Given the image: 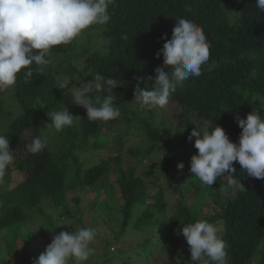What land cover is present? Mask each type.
I'll list each match as a JSON object with an SVG mask.
<instances>
[{
    "label": "trees",
    "instance_id": "1",
    "mask_svg": "<svg viewBox=\"0 0 264 264\" xmlns=\"http://www.w3.org/2000/svg\"><path fill=\"white\" fill-rule=\"evenodd\" d=\"M228 1H233L230 8L225 4ZM233 11L239 12L234 23L229 17ZM109 13L111 19L105 25H92L84 30H103L105 41L101 40L99 47L90 40L84 42L82 49L76 47L74 40L68 45L55 46L48 55H63L70 70L68 89L57 87L60 80L55 70L33 63L28 82L22 70L16 84L3 92L11 93L8 100L5 102L0 96V129L2 123L9 122V130L2 134L9 138L14 157L0 185V234L9 231L10 238V254L0 257V263L19 250L26 254L27 260L31 254L39 257L41 247L35 242L30 244L33 233L28 227V222L38 213L43 215L46 228H56L77 212L86 228L90 215L86 220L82 217L84 198L80 192H99L98 188L108 185L107 175L114 172L115 186L101 203L109 208L108 220L114 212L121 216V227L114 230L107 220L108 230L100 233L96 229L95 241L102 249H93L85 264H157V261L176 264L177 259L180 264H193L190 249L182 248L185 237L181 230L197 220H206L217 227L218 235L228 245V264H264V179L249 176L234 162L236 172L232 175L242 186L229 187L226 176L218 177L212 186L203 185L190 172L191 156L198 154V150L194 147L196 137L189 139L194 128L200 130L192 118L194 112L207 122L206 131L221 126L233 142L239 141L242 131L237 116L246 119L254 109L264 115L260 109L264 107V12L258 11L256 0H115V4L109 5ZM179 18L200 25L210 44V58L202 65V74L178 84L169 98L170 102L179 104L182 120L175 127L164 119L153 124L156 123L154 110L142 123L151 143L128 150L136 163L132 160L126 165L123 153L119 152L86 166L78 154L79 148H108L109 140L104 138L105 124L89 121L86 110L72 101L70 89L73 85H94L97 77L113 79L116 83L125 81L134 89L137 83L151 89L154 81L149 77H155L157 67L171 71V66L163 63V54L159 57L156 54L166 42L161 37L167 34V39L171 38ZM82 58L85 62L79 66ZM89 94L93 103L108 96L97 89ZM10 96L19 108L12 110ZM8 107L11 109L7 110ZM68 107L80 114L69 112ZM64 108L74 116L73 125L59 132L54 128L46 131L50 126L39 121V117L49 119L48 111ZM124 108V105L119 108L120 117L130 120L124 116ZM25 131L31 135L17 144ZM57 132L61 142L58 149H52L48 139ZM132 133L127 129L119 136V142L128 141ZM34 137H41L47 143L36 154L28 152L25 146ZM154 149L163 151L164 156L140 173L142 158ZM179 162H183V170L177 168ZM154 173L156 180L144 178ZM18 175L22 176L20 180L15 179ZM164 183L179 194L172 209L164 195ZM190 189L198 192L192 194L191 204L185 198ZM70 191L76 193L72 203L67 200ZM199 196L210 200L208 203L203 200L201 206L194 205ZM46 206L52 211L47 212ZM91 206H98V202ZM21 236L26 240L23 247L18 244ZM131 236H137L139 243L129 245ZM166 238L168 247L164 246ZM162 250L166 258L158 257ZM32 263L33 260L28 264Z\"/></svg>",
    "mask_w": 264,
    "mask_h": 264
},
{
    "label": "clouds",
    "instance_id": "2",
    "mask_svg": "<svg viewBox=\"0 0 264 264\" xmlns=\"http://www.w3.org/2000/svg\"><path fill=\"white\" fill-rule=\"evenodd\" d=\"M113 4L115 0H0V92L13 87L22 70H25L27 83L32 75L30 66L33 63L37 66L49 64L50 60L45 57L55 46L71 44L90 26L109 22V5ZM256 7L259 12H264V0H256ZM176 21L171 38L167 39V34L161 37L166 42L156 54L157 57L163 54V63L171 66V71L157 67L155 77H149L154 81L151 89L140 87L139 83L134 89V100L141 111L166 106L177 85L200 76L202 65L210 58V44L203 28L188 18ZM95 81V88L102 92L105 84L118 85L113 79L100 82L97 77ZM70 84L71 78H65L57 87L65 90ZM90 92L91 86L70 89L72 101L86 110L89 121L108 122L120 116L113 103L114 96H104L103 100L97 98L93 103ZM260 109L264 110V107L260 106ZM47 116L58 132L74 123V116L66 108L48 111ZM236 120L242 129L238 142L231 141L218 125L203 133L198 128L192 130L189 139L196 137L194 147L198 154L191 156L190 172L203 185L212 186L218 177L226 176L229 187L242 186L232 175L236 172L234 162H238L249 176L264 179V115L254 109L246 119L237 116ZM25 146L28 152L36 154L47 143L41 137H34ZM12 153L9 138L0 134V185L13 163ZM177 168L183 170V162H179ZM181 231L189 245L193 264H228L227 242L218 235V229L212 223L197 220L183 226ZM96 237L95 228L61 231L53 236L45 251L33 259V264H85L93 251L90 244ZM176 264H180L179 259Z\"/></svg>",
    "mask_w": 264,
    "mask_h": 264
},
{
    "label": "rangeland",
    "instance_id": "3",
    "mask_svg": "<svg viewBox=\"0 0 264 264\" xmlns=\"http://www.w3.org/2000/svg\"><path fill=\"white\" fill-rule=\"evenodd\" d=\"M227 7H232L233 6V1H228L225 3ZM230 20L232 23L236 22L237 19L239 18V12L238 11H233L230 14ZM96 45L97 47L100 46L101 40L105 41V35L102 29L96 28L94 31H83L82 34L75 40L76 42V47H82L84 48L85 41H90ZM74 49L72 53L75 51ZM51 53V52H50ZM63 55H55L51 56L47 59L50 60V63L47 65H44V68L48 70V68L55 70L56 75L58 79L61 81L65 78H68V74L70 73L69 67L64 61V58L62 57ZM85 62V59L82 58L79 61V66L83 65ZM103 78H100V82H103ZM96 82V81H95ZM95 82L94 85H91L90 83L86 85V87L91 86V91L96 90L95 88ZM118 85L116 87H111L105 84L104 86V93L107 95H112L115 97V100L113 101L115 107L118 108L120 111V106L124 105V111L125 114L124 116H129L131 119L127 120L125 117H118L117 119L110 120L108 122H103L105 124L103 128V133L104 138L106 140H109L107 145L108 148H94V147H88V148H79V153L82 155V160L84 161L86 166L93 165L97 162H99L102 158L108 157L110 155H116L119 152H122L124 155V163L131 164L132 160L133 163H136L134 161V158L130 157L128 154V150L130 147L133 146H147L149 143H151V139L147 136L146 132L144 131L142 127V123H144V118L148 115L151 114L152 111L144 112L141 111L138 106L135 103L134 100V87L130 84H128L125 81H120L117 83ZM77 85H73L75 87ZM111 88V91L109 92L108 89ZM4 97V101L8 100V96L11 95L9 92H0V96ZM6 97V99H5ZM10 102H11V108H19L18 103L13 101L12 96H10ZM8 107L7 110H10L11 108ZM10 108V109H9ZM11 110V111H12ZM68 111L75 113V114H80L75 111H72L68 107ZM181 109L178 103L170 102L164 106L163 108H157L154 112V117L156 119V123L153 124H158L159 120L164 119L168 120L174 127L179 123L180 120H182L181 117ZM12 115L14 117L17 116L16 113L12 112ZM139 115L137 118L136 116ZM5 117V115H4ZM48 117V116H47ZM49 118V117H48ZM192 118L195 120L200 128L201 131H206L207 129V122L205 120L200 119L197 114L194 112L192 113ZM148 120H150V117H148ZM39 121L46 122L49 124L50 127L46 129V131L50 130L49 128H54L51 124L50 118L47 119L43 116L39 117ZM154 122V121H153ZM2 127L0 129V134L5 133L9 130V122L8 123H2ZM127 129H130L133 133L131 134L130 138L128 141L124 142H119V136L123 135L124 133L127 132ZM31 135V132L25 131L24 134L20 136V139L18 140L17 144L24 142L29 136ZM107 135V136H106ZM49 143L51 144L52 149H58V145L61 142V138L57 133H52L49 136L48 139ZM164 156L163 151H159L157 149H154L150 151L146 157L142 158V164L139 166V172L142 173L144 170H146L148 167L153 165L156 161L162 159ZM114 172H110L106 178L107 181V187L105 188H98L99 192L96 190L91 192L88 190H84L80 192L81 196L84 198V201L81 203L82 208L85 211V214L82 216L84 220H86L87 215H90V221L88 222V225L86 228H94L95 224H98V227L95 229H99L100 233L105 232L107 229L106 227V221L110 218V211L109 208L105 207L101 203V199H103L105 196H108L109 194L112 193V187L115 186V183L113 180H115ZM22 176H17L15 177L16 180H20ZM144 178H150V180H156L157 176L154 173V176H145ZM163 181V180H162ZM164 182V181H163ZM166 186L165 188V198L168 199L169 202V208L172 209L176 203L177 200L179 199V194L173 192V190H170L167 188V184L164 183ZM111 191V193H110ZM198 194L194 189H190L189 193L186 194L185 198L187 202H190V204L193 202V197L192 194ZM76 195L74 191H70L67 194V200L72 203L73 202V197ZM93 197V200L91 201L90 198ZM203 200L205 203H208L210 199H204L202 196L197 198L194 201V205H203ZM98 202V206H91L93 202ZM46 211L50 212L52 211V208H48L46 206ZM76 215L72 218H68L61 222L60 224L57 225L56 228H46L44 221H43V215L41 213L36 214L34 217L31 218V220L28 222V227L31 233H33V238H30V244L32 245L34 242L40 245L41 253L45 251V248L48 244L51 243L52 238L55 234H58L61 231H76L84 227L82 222L78 219L81 214L75 212ZM98 215V216H97ZM111 221V226L113 227L114 230H118L121 227V216L117 213L114 212L112 214V217L110 220ZM97 222V223H95ZM62 224H70V225H62ZM109 228V227H108ZM18 244L20 247H23L25 245L24 241V236H21V238L18 239ZM10 242L9 238V231L7 232H2L0 234V257H7L9 253V247L8 243ZM139 243V238L137 236H131L128 237V244L129 245H136ZM99 243L94 241L92 244H90V248L92 249H98V251H101V247H99ZM164 246L168 247L169 246V241L168 238L164 240ZM182 248L184 251L186 248H189V245L187 244L186 239L184 238ZM161 253L158 255L159 258H166L167 255L164 253L165 251H160ZM16 255L8 257L6 261H2L0 264H28L31 260H33L35 257L34 254H31L28 256V260L26 259V254L22 252L21 250L15 252ZM207 259V258H205ZM165 260V259H164ZM9 262V263H8ZM33 264V263H32ZM70 264H74L73 262H70ZM157 264H160L159 261H157Z\"/></svg>",
    "mask_w": 264,
    "mask_h": 264
}]
</instances>
